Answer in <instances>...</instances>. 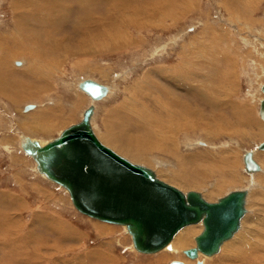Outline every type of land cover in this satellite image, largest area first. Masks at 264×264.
Here are the masks:
<instances>
[{"label": "rangeland", "instance_id": "1", "mask_svg": "<svg viewBox=\"0 0 264 264\" xmlns=\"http://www.w3.org/2000/svg\"><path fill=\"white\" fill-rule=\"evenodd\" d=\"M19 1L34 3L33 0H0V199L7 195L17 200V203L11 205H3L4 202L0 200V264H171L185 261L177 259L178 256L189 260L182 252L195 247L194 239L200 233L190 235L192 241L188 239L187 245L182 247L184 249L180 248L181 256L169 250L150 256L137 253L132 248V237L122 226L83 216L74 209L67 192L36 174L35 163L22 151V138L26 136L47 143L69 126L80 122L82 114L93 104L77 86L83 80L94 79L108 89L113 87V94L109 98L94 104L95 133L102 142L108 137L125 141L126 123L123 116L129 110L130 99L137 102L139 99L147 98L150 101L153 97H159L165 104L162 92L159 94L158 89L156 92L153 87L148 86L155 83L160 87L167 85L151 72L159 67L169 68L179 63L183 48L185 50L191 47L196 37L201 42L205 41L202 46L205 45L206 48L201 44L195 48H201L203 53L209 51L206 60L215 61L214 66L219 68L223 65L220 68L222 72L233 69L237 80L235 88L239 85L237 97L233 96V101L245 105L253 99L256 104L254 116L258 119L257 123L260 121L258 126L246 128L238 125L239 121L229 112L231 110L223 108V116L230 119V123L222 128L224 134L216 137L201 127L191 128L189 132L176 138L179 145L178 158L154 149L155 151L144 155L148 161L134 160L107 144L116 153L119 152L120 156L122 154L129 161L153 170L160 180L184 193L199 191L202 195L205 194L209 202H217L235 190L249 189L247 215H250L251 220L228 244H234L238 237H243L236 255L252 262L237 261V264H264V150L260 149L264 135L261 115L264 102L261 91L264 88V0H144L128 5L144 12L145 7L150 5L149 9L165 5L166 8H173L176 1L179 6L187 3V11L182 16L177 15L175 21L172 15L165 20L158 17L143 19L139 17L141 15L135 17L132 14L120 15L121 18L118 19L107 17L104 14L107 9L105 2L90 8L80 5L78 0H44L65 5L60 9L52 8L49 3L42 13L38 11V16L32 18L29 15L30 24L41 26V29L40 32L27 29L24 33L20 32L22 24L18 27L16 23L18 10L12 6ZM67 5L72 11H64ZM78 22L81 32L74 30ZM47 27L50 29L48 31L56 33L51 36L62 43L64 52L59 51L48 57L49 54L42 45L36 44L37 41H45L43 33ZM214 35L226 40H215ZM117 41L126 44V47L109 50ZM225 55L232 59L230 66L220 61L222 56L227 60ZM146 86L150 95L139 97V90ZM142 93L145 91L142 90ZM176 95L179 98L182 96L179 92ZM253 102H250L251 106H255ZM190 103L194 110L201 109L203 114L194 119L190 118V114L179 118H186L188 125L190 123L196 126L206 123L205 120L208 119L213 128L214 123L210 118L215 117L211 116V111L198 101L192 100ZM28 107L33 110H27ZM235 127L239 131L234 134L230 128ZM215 130L218 132L219 126H215ZM231 139L237 142L229 146L232 149L221 147L230 143ZM190 143H193L192 148L186 146ZM202 143L207 144L208 148ZM209 145L218 149L213 150ZM248 152H255V162L263 168L262 173L251 176L245 171L243 157ZM180 156L191 157L193 160L189 159L184 163L185 166H180ZM225 156L232 158V167H226L230 173L233 171L237 186L227 185L220 193L210 194L207 191L210 185L212 187L223 182V167L218 161ZM205 158L209 160L204 161ZM181 169L185 174H180ZM192 169H199L203 175H197L198 172L195 173ZM207 172L209 178L204 174ZM183 177L186 179H181ZM178 181L191 185L182 186ZM195 181L201 185L194 189L192 186ZM40 217L50 218L47 222L52 224L57 221L55 224L60 232L58 228L49 232L45 225L47 223ZM253 219L259 220V227L254 228L257 224ZM239 242L237 240L236 243ZM228 244L226 246L230 247ZM226 246L213 258L203 259V263L230 264L224 258L229 253L227 250H230Z\"/></svg>", "mask_w": 264, "mask_h": 264}, {"label": "water", "instance_id": "2", "mask_svg": "<svg viewBox=\"0 0 264 264\" xmlns=\"http://www.w3.org/2000/svg\"><path fill=\"white\" fill-rule=\"evenodd\" d=\"M79 88L93 100L107 94L104 85L92 80ZM93 113L94 107H88L80 122L44 145L27 138L23 150L34 159L38 172L67 190L80 214L125 226L140 253H158L181 229L202 223L196 246L184 254L192 260L199 253L218 254L240 228L247 191L230 192L217 202L207 201L197 191L184 193L157 178L150 168L133 164L103 145L91 126ZM244 162L247 171L259 170L252 152L245 154Z\"/></svg>", "mask_w": 264, "mask_h": 264}, {"label": "bare ground", "instance_id": "3", "mask_svg": "<svg viewBox=\"0 0 264 264\" xmlns=\"http://www.w3.org/2000/svg\"><path fill=\"white\" fill-rule=\"evenodd\" d=\"M33 1H34V3H30V4L25 3V1H21V2L19 1V2H15V5H12V6H15L17 8V10H18V12L16 11L17 12L16 13V20H17L16 23H17L18 27L22 26V28L20 30V32H22V33H24L25 30L27 31V29H28V31L38 30L40 32L41 26L31 25L30 24L31 22H29V21H31V19L28 20V17H31L29 15H32V18L35 15L38 16V14H39L38 11H40L42 13L46 9L45 5H48L49 3H51L50 6L52 8L53 7L54 8L59 7L61 9L65 5V4H58L57 2H55L56 3L55 4L52 1H44V0H33ZM62 1H64V0H62ZM78 1L80 2V5L82 4L84 7H90V8H94L95 6L100 4L101 2H105L107 4L106 12H104V14H107V15H105V16L113 17L115 19L121 18L120 15L121 16H123V15L125 16V14H126V16H128V14L129 15L132 14L135 17L141 15L139 17H142L143 19H145V17H150V18L158 17L159 19L163 18L165 20V18H168L169 16L172 15V17H173V19L175 21L177 19V17H178L177 15L182 16L187 11V10L185 11L187 3L186 4L185 3H181L180 4L181 6H179V3L177 1L173 3V8H166L165 7L166 5H165V6H161V7H155L154 6L153 8L149 9V7L151 6L150 5L149 7H147V6L145 7L146 11H144V12H142L141 9L135 8L133 6H132L133 8L128 6V5H131V4H134V3H141L144 0H78ZM39 2H40V4H39ZM139 5L141 6V4H139ZM189 5H192V4H189ZM68 6L69 5L66 6L67 7L66 9L64 7V11L65 10H67L68 12L72 11V8H69ZM177 7H180L182 9L181 10L182 12ZM250 8H252V7H250ZM247 9H249V8L247 7ZM177 10H179L181 13L177 12ZM176 12H177V14H176ZM41 13H40V15H41ZM70 13H68V14H70ZM173 14H176V15H173ZM132 15H130V16H132ZM67 16H66V18H67ZM37 18H39V17H37ZM35 21H33V22H35ZM38 21H40V20H38ZM44 21H47V19H44ZM41 24H42V22H41ZM135 25H136V23L134 22V26ZM140 26H143V25L140 24ZM208 27H210V26H208ZM16 29L17 28H15V30ZM48 30H50V29H48V27H47L45 29L46 32L43 33V36L46 37L45 41H43V42L42 41H37L36 44L40 43L42 45V48H44V50L48 52V54H49L48 57H50L51 55H55L59 51H63L62 50L63 45H62L61 42L55 41L54 38H53L54 36L53 37L51 36L52 33H53L52 32L53 30L52 31H48ZM74 30L78 31V32H81V27L79 25V22L77 24H75ZM215 30H213V31L215 32ZM47 32H51V34L47 33ZM204 32L202 34H204ZM214 32H212V33H214ZM29 34H30V32H29ZM54 35H56V33ZM226 35H227V33H226ZM28 36H30V35H28ZM214 36L216 37L215 40L216 39L217 40L225 39L222 36H221V38H219V36L217 37L216 35H214ZM31 37H33V35H31ZM200 38H202V37H200ZM228 39L229 38H227V40ZM225 40H223V41H225ZM234 40H235V38H234ZM113 44L114 45H112L111 47L108 48L109 50H112L111 48H113V50H115L117 48L126 47V44L118 42V41L114 42ZM199 44H201V46H202V44H205V41L201 42L200 39L196 37V40L192 43L191 47H187V48L185 47L186 48L185 50L182 47L183 48V52H181L182 54L180 56V62L178 61L179 63H177V64H175V65H173V66H171L169 68H167V67H164V68L161 67L160 68L159 67L157 69H154L151 72V74L153 76H156L157 78H160V80L161 79L164 80L165 84L167 85V86H164L162 84L163 86L160 87L161 85H159L158 83H155L158 86H156L155 84L151 85V86H148V87H153L154 91H156V89H158V93L159 94H161V92H162L163 98L165 100V104L160 101L161 99L159 100V97H153L152 99H150V101L147 98L144 99V100L143 99L142 100L139 99L137 102L134 101L133 99H130L129 110L123 116V118L125 120V123H126V129H125L126 130V140L125 141H118L119 139L118 140H115V139L112 140V137H110V138L108 137L107 140H105L106 139L105 138L104 139L105 141L102 142L98 138L97 133H95L94 126H93L94 122H95V116H96V114H95L96 113L95 112L96 111V107H95L94 104L102 102V101L106 100L107 98H109V96H111L113 94V91H112L113 87L108 89L105 86L107 88L106 96H104L103 98H101L99 100H93L88 94H86L85 92L80 90L79 86H77L78 90H80L81 93L86 94L90 98V100L92 101L91 104H93V105H91V106L94 107V113H93V116L91 118V126H92L93 131H94L95 135L97 136L98 140L103 145H105V146L107 145V147H108L107 143H109L110 145L114 146L120 153H122L123 155L124 154L128 155L129 157H131L134 160L143 159L144 161H146L147 158L144 157V155L146 153L151 152L154 149L159 150L161 153L167 154V155H169L171 157L178 158L179 154L177 153V149H178L179 145L176 142L177 141L176 138H177L178 135L180 136L184 132L185 133L189 132L191 130V128L201 127L202 129L207 130L210 133V135H214L216 137L219 136V135L224 134L223 131H222V128L230 123V121H229L230 119L229 118L226 119L223 116V114H222L223 111H224L223 108H225L226 110L227 109L231 110L229 112H230L231 115L233 114L232 116H233V118L235 120H237V122L239 121L238 125L240 124L241 126L246 127V128H252V127L258 126V123L260 121L257 123L258 119L256 120V118L254 116L255 115L256 104H255V102H253V99H251L248 103L246 102L245 105L244 104L241 105V104H238L237 102L233 101V96L237 97V94H238V88L237 87H239V85L238 86L236 85V88H235V84H236L237 80H236L235 74L233 73V69H227L228 71L222 72L220 68H222L223 65H222V67L219 68V67L214 66V62L215 61L214 62H210L209 61L210 59L209 60L205 59V57L209 54V51L203 53V52L200 51L201 48L200 49L195 48V47H197L196 45L199 46ZM228 44H229V42L227 43V45ZM204 46H202V47H204ZM205 48H206V46H205ZM38 49H39V47H38ZM228 55L227 56L225 55L227 60H225L224 56H222L220 58V61H222L223 64L226 63L225 65H229L230 66V64H232V59L230 57H228ZM234 64H233V66H234ZM23 65H25V64L23 63ZM86 80H90V79H86ZM84 81L85 80H83L82 82H84ZM92 81H94V79H92ZM82 82H80V84ZM145 84H146V82H145ZM148 87L147 86L145 88L141 87V89L139 90V92H140L139 97L141 95H146V97H148L150 95V94L148 95V93H149L148 90H147ZM142 90H144L145 93H142ZM261 91H262V96L264 97V88H261ZM151 92H152V90H151ZM177 92L181 93V95H182L181 97L182 98L181 97L180 98L177 97L178 96V95H176ZM134 96H137V94H135ZM258 98L260 100L261 95H259ZM187 99L190 100V101H188ZM192 100L193 101H198L201 105L206 106L211 111V114H213L211 116L215 117V118H210L211 122L214 123L213 124V126H214L213 128H211V125H210L208 119L205 120V121H207L206 123L202 122V124L200 123L199 126H196L194 124L191 125L190 123L188 125V122L185 121L186 118L185 119L184 118L183 119L179 118L182 115H186L187 116L188 114H190V118L194 119V118L197 117V115L203 114L202 113L203 111L201 109L198 110V109L195 108V110H194L190 106L191 105L190 102ZM126 101H128V100L126 99ZM261 101H263V100H261ZM250 102L251 103L253 102L254 103L253 105H255V106H251L252 104H250ZM127 105H128V102L125 103V107H127ZM263 105H264V102H263ZM263 105H262V109H263ZM29 109L33 110L32 107H28L27 108V110H29ZM83 114H82V117H83ZM217 114H218L219 118H217ZM261 115L263 117L262 111H261ZM262 119H263L262 121H264V117ZM51 123L53 124V121ZM53 125L55 126V124H53ZM45 126H46V124H45ZM215 126H219L218 132L215 130ZM230 129L233 130L234 134L237 133V131H239L237 129V127L230 128ZM240 132H242V131H240ZM246 134H247V132H246ZM121 136H123V135L121 134ZM262 136H263V144H264V135H262ZM259 137H260V135H259ZM27 138H29V139H31L33 141H39L37 139H32L31 137H26V136L23 137L22 138V151L23 152H24L23 145L26 142ZM39 142L42 145L46 144V143H43L41 141H39ZM202 144H204V143H202ZM231 144L232 145L233 144H237V142L234 141V139H231L230 143H226V144L222 145L221 147L224 146L223 148H226V147H229ZM263 144L260 146V149H262V150H264ZM204 145L207 146V144H204ZM186 146L187 147L189 146L188 148H192L193 147V143H190V145H186ZM207 148H208V146H207ZM210 148H212L213 150L214 149H216V150L218 149V147H214V145L210 146ZM229 148H231V147H229ZM114 150L115 149H113V151ZM119 152L118 153L115 152V153L119 155L120 154ZM254 153L252 152V158L255 161V158H254L255 154ZM24 154H26V153L24 152ZM122 154H121V157H123ZM27 156L35 163L36 174H38L42 178L46 179L50 183L51 182L50 180H48L45 176H43L42 174H40L38 172L37 166H36V162L34 161V159L31 156H29V155H27ZM227 157L225 156L223 159L218 161V162H221L220 166L223 167V173L221 175V178H222L221 180H223V182H221V183L218 182L215 185H213L212 187L210 185L209 189H207L208 193H210V194L211 193L212 194H217L219 191H222V189L225 188L227 185H235V186H237V182H236L237 179L233 177V173H232L233 171L230 173V171L226 167V166L229 167L230 165L232 167V158L229 159ZM189 159L193 160V158H191V157H187V156L186 157H181V163L182 164H180V166H183L184 163H187V160H189ZM205 159L206 160H204V159H202V160H204V161H208L209 160V158H205ZM243 161H244V157H243ZM156 162H159V161H156ZM131 163H133V162H131ZM133 164H135V163H133ZM244 165H245V162H244ZM258 166H259V170L258 171L249 172V171L246 170V166H245V171L251 176H253V175L257 174V173H262L263 168L260 165H258ZM162 168H164V167H162ZM169 170H171V169H169ZM192 171L195 172V173L198 172L197 175H203V172L199 171V169L198 170L192 169ZM178 173H179V171H178ZM161 174H162V172H161ZM180 174H185L182 169H181ZM204 174H205V176H207V178H209V176H208L209 173L208 172L204 173ZM157 178H158V176H157ZM181 179L185 180L186 178L183 177ZM164 180H166V179H164ZM173 180L177 181L176 177H173ZM167 181H169V180H167ZM181 181H178V182L181 183ZM202 181H205V179L202 180ZM51 183L55 184L54 182H51ZM180 183H179V185H180ZM198 183L199 182L195 181V184H193L192 187H194V189L198 188L199 185H201V184L198 185ZM182 184L183 183H181V185ZM204 184H205V182H204ZM183 185L189 186L191 184H189V185L188 184H183ZM57 186H59V185H57ZM59 187L61 189H63L65 192H67V194L69 195L67 190H65L61 186H59ZM241 190H243V189H241ZM244 190H246V189H244ZM193 191H196V190H193ZM235 191H240V190H235ZM246 191H247V197H246V201H245L246 213L243 216V218L241 219L240 228L238 229V231L233 235V237L230 240L226 241L221 246V249H220L219 253L221 252V250L222 251L224 250V246H226L228 243H231V241L234 240L239 235L241 230L244 228L245 224H247L251 220L250 215H247L248 210H249V204H248L249 189H247ZM197 192H199V191H197ZM202 196H203L204 199H207L205 194L202 195ZM223 197H221V198H223ZM69 198H70V195H69ZM0 200L2 202H4V203H2L3 205L9 204V203H10L9 205H11L13 203H17L16 199L8 197L7 195H5V196L3 195ZM70 200H71V198H70ZM71 203H72V201H71ZM74 209H75V207H74ZM83 216H85V215H83ZM86 217L90 218L88 216H86ZM40 218H41V220H44L47 223L45 225L48 226L49 232H51L53 230H56L57 228H58V230L60 229L58 227V225H56L57 221H54V224H52V223L47 222V220H49L50 218H48V219H43L42 217H40ZM98 221L102 222L100 220H98ZM253 222L256 225L257 222H259V220L258 219H253ZM103 223H106V222H103ZM107 224H109V223H107ZM111 225H114V224H111ZM115 226H119V225H115ZM259 226H260V223L257 224L254 228H257ZM122 227L127 231V233H129L125 226H122ZM202 230H203L202 223L197 224V225L187 226V227L181 229L175 235V237L171 240L169 245L167 247H165L160 252H163L164 250H167V251L169 250V251H171V253L181 256V251H180L181 249L180 248H182V247L187 245L186 243H187L188 239H190L192 241V239H191L192 237L190 235L193 236V235H195L197 233L199 234V233L202 232ZM58 232H60V230ZM237 240L238 241L240 240V242L236 243ZM194 241H195V239H194ZM132 242H133V239H132ZM234 242L236 244L235 243L231 244V245L228 244L230 247L226 246V248L230 249V250H227V251H229V253L227 255H225L226 256V257H224L225 260L230 262V264H233V263L237 264V261L238 262L251 263L252 262L251 260L243 258V257L241 258V257L238 256V254L236 255V251L239 250V247L241 246L240 244H242V242H243V237H238ZM195 246H196V242H195ZM132 248L137 253L143 254V253H140L137 250H135L134 245H133ZM182 249H184V248H182ZM160 252H158V253H160ZM182 253L184 254V251ZM154 254H157V253H154ZM218 254H216V255H218ZM143 255H149L150 256V255H153V254H143ZM216 255H214V256H216ZM214 256H205V255L199 253V257L196 260H192L191 258H189L187 256H186L187 259H189L188 261H186L185 258H181L179 256H178L177 259L185 260V261H183L184 264H204L203 263V259L204 260L207 259V258L211 259ZM190 261H193V262H190ZM183 262H180V263H183ZM225 264H227V262Z\"/></svg>", "mask_w": 264, "mask_h": 264}]
</instances>
